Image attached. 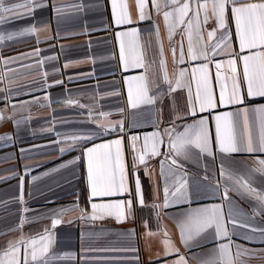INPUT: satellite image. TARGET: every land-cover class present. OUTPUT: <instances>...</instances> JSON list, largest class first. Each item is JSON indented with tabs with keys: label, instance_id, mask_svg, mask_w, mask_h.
Instances as JSON below:
<instances>
[{
	"label": "crops",
	"instance_id": "obj_1",
	"mask_svg": "<svg viewBox=\"0 0 264 264\" xmlns=\"http://www.w3.org/2000/svg\"><path fill=\"white\" fill-rule=\"evenodd\" d=\"M184 2L195 9L194 0H179ZM157 3L159 11L152 0H145L141 20L137 0H115L117 18L127 14L131 20L117 24L113 0H2L0 255L10 241L23 240L29 253L27 264H202L212 249L228 244L234 264H264V207L237 182L243 177L256 193H264V165L260 164L264 152H220L214 119L225 113H233L235 119V113L248 108L249 130L258 144L259 124L252 109L264 107V97L248 96L239 57L264 49H240L230 7L224 27L210 10L204 23L201 10L199 33L194 22L192 41L206 45L208 57L191 59L188 21L194 11L180 23L175 6L165 7V0ZM166 11L173 13L167 24ZM33 27L34 32L26 31ZM133 30L138 37L123 35ZM213 30L210 40L208 33ZM222 34L228 37L226 45L220 43ZM133 39L135 49L129 46ZM213 46H217L215 55ZM136 55L145 66L128 63L126 67V61ZM230 59L236 61L242 101L221 105L220 85L227 83L231 89V80L226 79L232 74ZM202 65L208 67L216 102L215 108L203 111L196 100L202 74L193 76V69ZM165 75L170 84L164 82ZM138 76L155 78L158 87L148 91L154 103L132 108L129 89L135 100ZM201 119L209 132V151L189 145L186 158L175 157L165 129L175 138ZM153 133L158 134L159 155L152 154ZM116 140L121 141L120 162L114 161L116 178L119 181L122 165L125 191L92 197L87 149ZM112 150L115 154V145ZM222 166L228 169L223 174ZM181 185L185 197L176 193ZM118 202L124 203L121 222L115 216L91 218L93 204ZM195 208H218L228 235L217 238L212 228L183 243L179 224L185 219L183 213ZM21 218L26 221L22 227ZM53 220L59 223L53 226ZM42 238L51 239L48 253L33 261L32 247L47 242ZM19 247L20 264H25V245ZM238 252L242 254L237 256Z\"/></svg>",
	"mask_w": 264,
	"mask_h": 264
},
{
	"label": "snow or ice",
	"instance_id": "obj_2",
	"mask_svg": "<svg viewBox=\"0 0 264 264\" xmlns=\"http://www.w3.org/2000/svg\"><path fill=\"white\" fill-rule=\"evenodd\" d=\"M195 9H190V4L184 2L179 3V0H165V7L169 5L175 6L174 12L180 17V23H183V17L192 10L194 11L193 18L188 21V55L191 59H198L203 56L205 59L208 57V52L206 50L207 46H200L193 44L192 32L193 23L199 33V16L201 10L204 14V23H207L209 19V10L211 16L216 20L220 27H224L226 19V10L230 7L231 15L235 21L236 25V35L239 40L240 49L243 51L245 49H264V0H194ZM138 8L140 9V19H144V6L145 0H137ZM153 6L160 10L161 5L157 3V0H152ZM239 5V6H237ZM0 7H2V0H0ZM123 7H126L124 5ZM4 11H12V9H3ZM172 12H164V20L167 24L169 17ZM113 16L117 24L120 23H130V16L125 14L117 18L115 10V0H113ZM2 19V17H0ZM26 31L34 32L35 29L30 28ZM172 26L169 27V35L171 36ZM123 35H130L133 38L138 37L139 33L133 30L130 33H124ZM215 36V30L208 33V37L211 40ZM11 38V36L9 37ZM3 39V37H0ZM220 43L227 44V35L222 34ZM129 46L133 49L137 47V42L135 39L129 42ZM218 46V45H217ZM213 46L212 54L215 55L216 47ZM124 50L125 44L121 41V59L124 60ZM243 61V80L247 85V94L249 97L260 96L264 97V51H257L250 55H245L239 57ZM181 60H183V54H181ZM42 63V62H41ZM128 63L136 67H144L143 59L141 56L136 55L130 61H126L125 66ZM228 66L231 69V76L226 79L231 80V89L228 90L227 83H222L220 85V95L219 103L224 105L226 103H234L242 101L240 95V80L236 71V61L230 59ZM161 67H163V61H161ZM217 70L221 68V64H216ZM196 72H200L201 79L198 83V89L196 94V100L200 104V108L203 111L206 108H215L216 102L214 100L212 89L209 87L208 79V67L207 65H202L196 69H193V76ZM184 70H181L179 75L182 78L184 76ZM136 81L140 82V86L137 90V98L134 100L132 97V90L129 89V103L132 108H137L141 103L152 104L154 103V97L148 96V91L150 87H158L157 81L153 78L151 81L146 76H138L134 78ZM219 71L217 73V82H220ZM164 82L169 83L165 75ZM177 87L180 85V80L176 81ZM170 90H173L170 88ZM256 114V121L259 124V142L258 144L254 141L250 130H249V109L245 108L241 112L235 113V119L233 113H225L222 115L215 116V136L216 143L219 145V151L222 153H237V152H264V107L252 109ZM0 119H3L0 115ZM206 121L201 119L197 125L189 126L185 129L183 133L178 134L175 138L171 137L168 129H165V133L169 134L170 137V148L175 154V157H185L187 156L189 145H195L199 148L201 152L209 151V132L205 127ZM153 148L152 154L159 155L156 150V144L159 143L157 139L158 134H152ZM245 136H247V142L245 143ZM89 139L91 137H88ZM75 139V138H74ZM148 137H145V144L148 142ZM120 140L113 141L111 144H102L95 146L93 148L87 149L88 158V179L91 189L92 197L100 196H111L118 193H123L125 191L124 182V169L121 165L119 168V181L116 178L115 165L120 162ZM113 145H115V154L113 153ZM64 151V149H61ZM173 165L179 166V162L176 158L169 156ZM135 159V158H134ZM140 161H144V157H139ZM261 165H264V160L260 161ZM222 174L227 172L228 169L222 166ZM229 175L232 173L229 172ZM250 178V177H249ZM237 182L242 188L249 192V194H255L259 205L264 207V193H256L255 189L250 187V184L244 180L243 177H239ZM184 185L177 188L176 193H179L181 197H185V192L181 191ZM238 190V189H237ZM167 192L168 189L165 188V206H167ZM173 193V195H176ZM137 194L140 196V186L137 181ZM22 199V197H21ZM143 203L142 199L140 200ZM130 207L131 201H128ZM92 219L100 218L103 219L105 216H115L118 222L125 216L124 203L118 202L114 204H93L92 205ZM185 219L179 224L181 232V241L187 245L188 240L199 236L201 233L208 229L214 228L215 237L220 238L222 236H227L228 233L224 228L223 222L219 216L218 208H195L190 209L186 213H183ZM25 219L21 218L20 227L25 223ZM59 223L58 220H53V226ZM46 239L47 242L43 244L40 248L32 247L30 252L31 259L36 261L37 259H42L49 250L51 244L50 238ZM231 241H229L230 243ZM20 244L25 245V264H27V257L29 255L27 251V242L21 240L19 242H9L7 247L4 249L3 255H0V264H20ZM32 245L36 244V241H31ZM212 255L207 259L202 261V264H234L233 258L230 255L228 244H220L218 249L214 248L211 250ZM242 253L238 252L237 256ZM184 258L180 257V261ZM46 264V262H45ZM179 264V262H178ZM186 264V262H185Z\"/></svg>",
	"mask_w": 264,
	"mask_h": 264
}]
</instances>
